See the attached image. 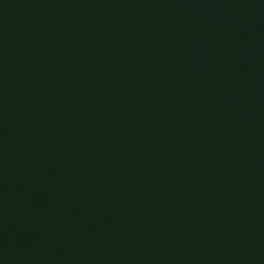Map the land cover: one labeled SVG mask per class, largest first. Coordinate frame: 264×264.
Here are the masks:
<instances>
[{
    "label": "water",
    "instance_id": "1",
    "mask_svg": "<svg viewBox=\"0 0 264 264\" xmlns=\"http://www.w3.org/2000/svg\"><path fill=\"white\" fill-rule=\"evenodd\" d=\"M0 264H264V0H0Z\"/></svg>",
    "mask_w": 264,
    "mask_h": 264
}]
</instances>
